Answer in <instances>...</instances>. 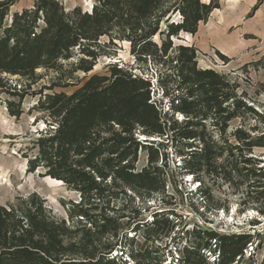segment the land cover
<instances>
[{
    "label": "trees",
    "instance_id": "obj_1",
    "mask_svg": "<svg viewBox=\"0 0 264 264\" xmlns=\"http://www.w3.org/2000/svg\"><path fill=\"white\" fill-rule=\"evenodd\" d=\"M15 2L0 0V105L19 118L25 96H37L34 119L45 126L23 153L26 171L61 180L78 199L62 201L66 218L35 192L0 204V264H254L264 232L178 229L181 216L149 208L165 196L172 154L207 212L225 208L208 205L225 185L241 210L264 215V162L253 155L264 147V116L237 80L198 67L197 48L173 41L194 35L220 0H94L67 11L34 0L9 16ZM118 43L136 66L88 74ZM39 69L53 76L31 90Z\"/></svg>",
    "mask_w": 264,
    "mask_h": 264
},
{
    "label": "rangeland",
    "instance_id": "obj_2",
    "mask_svg": "<svg viewBox=\"0 0 264 264\" xmlns=\"http://www.w3.org/2000/svg\"><path fill=\"white\" fill-rule=\"evenodd\" d=\"M59 1L66 11L74 6L88 10L94 2V0ZM33 2L34 0H16L10 6L8 15L22 10L23 7L32 6ZM254 5L256 6L253 9ZM173 41L186 45L193 44L197 48L198 67H210L218 72L227 73L237 80L240 85L239 93H243L246 103L251 104L264 116V61H262L264 58V0H220L219 8L213 10L208 19L200 25L198 32L194 35L180 34L179 38H173ZM219 54L226 56L227 59H222ZM114 62L125 67H135L137 64L135 58L128 52L127 44L118 43L114 48H109L108 55L98 58L88 74L103 73L107 66ZM134 71L138 69L135 68ZM37 72L42 75V78L32 86L31 90L41 84L49 85V80L53 76L43 69ZM147 73L150 75L152 72L149 70ZM82 75L79 73V76ZM152 81L154 82V78ZM73 88L69 86L54 89L69 92ZM154 97L157 98V95ZM36 99L37 96H25L22 103L24 113L19 118L9 117L5 106L0 105V204L11 203L17 196L26 197L35 192L44 199L46 207L56 217L66 218V205L62 201L67 205L69 201H76L77 193L70 191L61 180L48 176L39 177L37 172L26 171V159L23 153L26 152V147L31 145V141L37 137L40 129L45 126L42 120L34 119L38 115L32 109ZM242 123L240 119L231 121L229 130ZM245 123L256 124L259 128L263 126L261 120L253 116H248ZM253 155L264 162V147L254 148ZM167 162V172L171 181L165 186L163 199L155 195L149 204L150 210L155 208L172 210L174 214L181 216L183 222L178 225V229L187 222L185 229H191L194 224H198L210 226L218 233L253 232L254 230L264 232V215L251 207L241 210L239 192L225 185L222 188H214L213 200L208 202V205L219 203L225 208L219 209L218 213L207 212L200 201L201 198L193 192L196 182L190 184L188 182L190 177L183 179L178 174L177 165L180 163L178 157L174 158L170 154ZM137 163L139 167L144 164L143 153L139 155ZM263 249L264 243L254 254V264L264 263ZM245 262L243 261L242 264Z\"/></svg>",
    "mask_w": 264,
    "mask_h": 264
},
{
    "label": "crops",
    "instance_id": "obj_3",
    "mask_svg": "<svg viewBox=\"0 0 264 264\" xmlns=\"http://www.w3.org/2000/svg\"><path fill=\"white\" fill-rule=\"evenodd\" d=\"M201 24H202V23H201ZM201 24L198 25V26H199L198 31H199V29H200V25H201ZM198 31H197V32H198Z\"/></svg>",
    "mask_w": 264,
    "mask_h": 264
},
{
    "label": "water",
    "instance_id": "obj_4",
    "mask_svg": "<svg viewBox=\"0 0 264 264\" xmlns=\"http://www.w3.org/2000/svg\"><path fill=\"white\" fill-rule=\"evenodd\" d=\"M85 10H87V9H85Z\"/></svg>",
    "mask_w": 264,
    "mask_h": 264
}]
</instances>
